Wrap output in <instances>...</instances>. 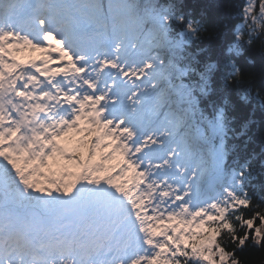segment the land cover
I'll use <instances>...</instances> for the list:
<instances>
[{"label":"snow or ice","instance_id":"6c2138e0","mask_svg":"<svg viewBox=\"0 0 264 264\" xmlns=\"http://www.w3.org/2000/svg\"><path fill=\"white\" fill-rule=\"evenodd\" d=\"M232 7L205 46L183 0H0V264H264V148L229 145L264 0Z\"/></svg>","mask_w":264,"mask_h":264},{"label":"trees","instance_id":"16d2710c","mask_svg":"<svg viewBox=\"0 0 264 264\" xmlns=\"http://www.w3.org/2000/svg\"><path fill=\"white\" fill-rule=\"evenodd\" d=\"M183 2L189 11L202 16L204 26L207 29V31L201 33L205 46L212 43L211 37L219 36L223 38L228 34L233 23L232 14L235 11L232 5L237 0H183ZM245 57L253 60L252 64H248L246 59L243 63L246 73L249 74L245 77V80H251V86L255 90L264 82V46L257 42L249 52L245 53ZM201 106L204 107L203 104ZM234 115L237 123L245 120L250 122L249 131L248 137L245 138L246 145L241 144L240 141L234 138L229 140V145L236 144L244 147L246 152L254 153L259 157L261 149L264 148V110L241 108ZM257 168H259V162ZM251 258L253 264H260L261 256L258 252L252 253Z\"/></svg>","mask_w":264,"mask_h":264},{"label":"bare ground","instance_id":"6f19581e","mask_svg":"<svg viewBox=\"0 0 264 264\" xmlns=\"http://www.w3.org/2000/svg\"><path fill=\"white\" fill-rule=\"evenodd\" d=\"M28 55L36 56V55H38V54H35V53H34V54L25 53V54H24L25 57H27Z\"/></svg>","mask_w":264,"mask_h":264}]
</instances>
